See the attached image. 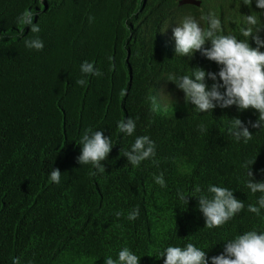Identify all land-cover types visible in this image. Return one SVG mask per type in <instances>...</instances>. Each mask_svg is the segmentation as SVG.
I'll return each mask as SVG.
<instances>
[{
	"label": "trees",
	"instance_id": "1",
	"mask_svg": "<svg viewBox=\"0 0 264 264\" xmlns=\"http://www.w3.org/2000/svg\"><path fill=\"white\" fill-rule=\"evenodd\" d=\"M180 1L0 0V264L15 258L20 264H104L124 247L139 264H163L159 251L187 243L206 251L210 264L237 235L264 232V209L259 216L247 211L260 193L244 183L249 162L253 182L264 181V130L251 126L258 113L235 106L199 112L169 79L222 67L200 52L175 54L172 29L182 17L207 27L201 17L214 12L222 34L244 40L249 14L257 15L264 38V10L256 0H196L199 7ZM25 10L39 23L38 34L17 23ZM34 35L43 41L40 51L24 45ZM248 42L256 47L251 37ZM85 61L102 75H82ZM82 78L87 83L77 85ZM205 83L214 82L206 77ZM127 118L136 121L131 136L117 129ZM233 118L252 134L247 143L228 132ZM89 128L111 138L104 171L78 163L79 141ZM139 136L154 141L155 156L132 166L123 152ZM54 169L59 184L49 179ZM161 173L165 187L155 183ZM209 185L231 189L245 205L212 229L194 193ZM133 208L139 217L129 221Z\"/></svg>",
	"mask_w": 264,
	"mask_h": 264
},
{
	"label": "clouds",
	"instance_id": "2",
	"mask_svg": "<svg viewBox=\"0 0 264 264\" xmlns=\"http://www.w3.org/2000/svg\"><path fill=\"white\" fill-rule=\"evenodd\" d=\"M252 0H244L245 5ZM256 7L264 10V0H256ZM33 14L25 10L17 17V23L21 26H30L32 34H38L41 29L39 23H33ZM93 18L89 17L91 22ZM207 27L201 25L200 20L192 15H185L179 24L172 29V38L175 41V54L191 58L195 52L209 61L222 65L218 73L207 72L202 68L192 69L191 75H171L170 81L175 88L183 93V99L191 103L199 112H211L217 106L228 108L235 106L239 111L253 109L258 113V119L251 126L264 130V38L259 33L262 27L259 25L256 14L243 17L246 28L242 29V35L246 39L238 40L235 35L222 34V23L220 18L209 11L201 17ZM249 37L255 42L256 47L249 45ZM210 43V47L205 45ZM27 49L40 51L43 49V41L38 36H32L24 40ZM111 59V58H110ZM114 67V66H113ZM82 75L100 76L99 69L94 68L90 62H83L80 67ZM217 76L220 83H216ZM206 77L214 83L209 88L205 83ZM86 79H78L76 84L84 86ZM224 91L221 92L220 89ZM228 132L235 140L241 139L247 143L252 139L248 128L238 118L230 119ZM136 121L132 118L121 120L117 129L128 136L133 135ZM205 132L203 125L199 129ZM81 153L78 157L80 165H92L98 171H104L101 161H104L111 149L110 137H105L103 131L85 129L79 141ZM155 143L148 136H139L131 145L130 150L124 151L123 156L127 158L132 166H139L141 162L155 156ZM247 167V180L245 187L252 194L260 193L256 205L249 204L247 211L257 216L264 209V181L253 182V175L249 162ZM95 175V173H92ZM61 173L59 169L50 172L51 182L59 184ZM155 183L165 187L163 174L156 176ZM194 193L198 195V210L203 214L205 226L209 229L223 226L236 214L240 213L245 205L236 199L233 191L227 187L209 185L206 192L196 186ZM179 199L187 203L183 193H178ZM119 218L122 213L116 212ZM139 217V208H133L127 216L129 221ZM158 255L163 257V264H209L206 251L193 243H187L183 247L168 246ZM140 257L134 254L128 247L118 251L116 258L111 255L104 258V264H139ZM13 264H20L19 258L13 259ZM210 264H264V232L256 230L246 231L224 243V251L213 256Z\"/></svg>",
	"mask_w": 264,
	"mask_h": 264
},
{
	"label": "water",
	"instance_id": "3",
	"mask_svg": "<svg viewBox=\"0 0 264 264\" xmlns=\"http://www.w3.org/2000/svg\"><path fill=\"white\" fill-rule=\"evenodd\" d=\"M199 3L200 2H196V0H183V1L178 2V5L190 4V5H195L196 7H199Z\"/></svg>",
	"mask_w": 264,
	"mask_h": 264
}]
</instances>
